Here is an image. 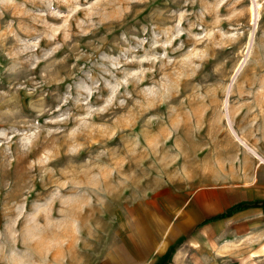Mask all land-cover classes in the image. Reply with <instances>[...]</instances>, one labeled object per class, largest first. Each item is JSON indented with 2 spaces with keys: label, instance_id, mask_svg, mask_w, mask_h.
<instances>
[{
  "label": "rangeland",
  "instance_id": "obj_1",
  "mask_svg": "<svg viewBox=\"0 0 264 264\" xmlns=\"http://www.w3.org/2000/svg\"><path fill=\"white\" fill-rule=\"evenodd\" d=\"M215 180L264 195V0H0V264H96ZM260 211L155 264H264Z\"/></svg>",
  "mask_w": 264,
  "mask_h": 264
},
{
  "label": "crops",
  "instance_id": "obj_2",
  "mask_svg": "<svg viewBox=\"0 0 264 264\" xmlns=\"http://www.w3.org/2000/svg\"><path fill=\"white\" fill-rule=\"evenodd\" d=\"M252 184L215 180V183L199 186L191 192L164 186L153 195L124 207L123 237L96 264H155L165 256L167 260L170 249L188 240V245L193 248L217 240L230 223L235 224L238 232L248 229L246 217L259 215L260 207L208 220L241 203L260 201L259 198L264 197L263 191ZM176 256L179 259L181 255Z\"/></svg>",
  "mask_w": 264,
  "mask_h": 264
},
{
  "label": "trees",
  "instance_id": "obj_3",
  "mask_svg": "<svg viewBox=\"0 0 264 264\" xmlns=\"http://www.w3.org/2000/svg\"><path fill=\"white\" fill-rule=\"evenodd\" d=\"M250 203V204H249ZM248 207H253V208H256V207H264V201L263 200H260V201H252V202H245V203H241L237 206H234V207H231L227 210H225L222 214H218L216 216H214L213 218L209 219L208 221H214V220H218L224 216H229L230 214L236 212V211H239V210H242V209H245V208H248ZM171 250L170 249L168 251V253H171Z\"/></svg>",
  "mask_w": 264,
  "mask_h": 264
}]
</instances>
